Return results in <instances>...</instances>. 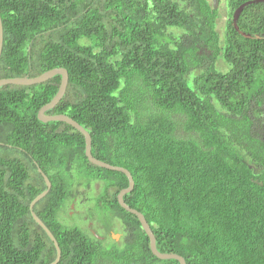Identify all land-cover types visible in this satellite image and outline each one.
<instances>
[{
	"label": "trees",
	"instance_id": "16d2710c",
	"mask_svg": "<svg viewBox=\"0 0 264 264\" xmlns=\"http://www.w3.org/2000/svg\"><path fill=\"white\" fill-rule=\"evenodd\" d=\"M248 1L226 0L221 37L209 0H0V80L66 69L67 92L46 114L77 121L95 158L130 171L125 203L145 216L160 253L187 264H264V2L239 17L249 38L233 23ZM60 84L57 75L0 87V264L56 260L30 210L47 189L38 167L52 188L34 210L59 243L58 264H180L153 255L119 204L126 175L91 164L69 124L38 119ZM94 191L100 221L118 222L134 245L102 253L88 228L61 218Z\"/></svg>",
	"mask_w": 264,
	"mask_h": 264
},
{
	"label": "water",
	"instance_id": "95a60500",
	"mask_svg": "<svg viewBox=\"0 0 264 264\" xmlns=\"http://www.w3.org/2000/svg\"><path fill=\"white\" fill-rule=\"evenodd\" d=\"M260 2H264V0H252V1L245 2L239 8H237V10L235 11V14L233 17L234 26H235L236 30L238 32H240L246 38H249L250 36L247 35L246 33H243L239 29V26H238L239 17L246 7H248L249 5L255 4V3H260ZM3 45H4V30H3L2 18L0 15V59H1L2 51H3ZM57 75L61 76V84L59 87V91L56 94V96L48 104H46L45 106H43L40 109L39 114H38V119L44 123L51 122V121H57V122H63V123L69 124L70 126L75 128L77 131H79L81 134H83V136L85 137V154H86L88 161L91 164L98 166L100 168H103V169L121 172V173L125 174L127 179H128L129 185L127 188L121 190V192L118 194V202L123 209H125L129 213L134 214L138 217L144 232L149 237L150 248H151L153 255H155L157 258H159L161 260H172V259H174V260H177L180 264H187L184 257H182L178 254L160 253L156 247V237L154 235V232H153L150 224L146 220L145 216L141 212H139L138 210L131 208L128 204L125 203L124 196L126 194L132 192L135 188V181H134L133 176L130 173V171L124 167L114 166V165H111L109 163L103 162V161L95 158L92 154V137H91L90 133L82 125H80L77 121H75L74 119H72L71 117H69L65 114H60V115H47L46 114L48 111L54 109L61 102V100L64 98V96L67 92V88H68V84H69V73L66 69L55 68V69L46 71L43 74H41L40 76H37L34 78L26 76V77H22V78L1 79L0 80V87L1 86H7V85L33 86V85L45 83ZM38 171L42 175V177L44 178L46 185H47V189L32 201V203L30 205V210H31V213H32L34 220L45 230V232L50 237V239L53 241V243L56 247L57 257H56V260L54 262H52L51 264H58L61 260V254H62L59 243L56 240L53 233L50 231V229L36 215L35 210H34L36 204L40 200L45 198L52 188V183L49 180L48 176L39 167H38Z\"/></svg>",
	"mask_w": 264,
	"mask_h": 264
},
{
	"label": "flooded vegetation",
	"instance_id": "af4514ba",
	"mask_svg": "<svg viewBox=\"0 0 264 264\" xmlns=\"http://www.w3.org/2000/svg\"><path fill=\"white\" fill-rule=\"evenodd\" d=\"M261 119H262V125L264 127V113L260 115ZM80 197H74L73 201L71 202V204L69 205V216H83V220L86 222V227L89 229V232H91V234L96 237L99 242H97V245L100 246V252L102 253H106V254H110V253H118L119 251H123L125 247H127L128 245H134L133 242H128L125 240L124 238V234L123 232H121L120 228H118V222L116 224V222H111V224L109 225V222L111 219L106 218V221H108V224L106 223L105 228L102 227V224L100 223V221L97 222V219H93L90 220V218L92 219L93 217H87L84 216L82 214L83 211H85L84 209H80V211H78L76 208L77 206L81 207L78 203V199ZM96 221V222H95ZM104 220H102L103 222ZM113 230V231H112ZM105 261L104 259H102V257H98L96 259H94L93 264H103ZM129 264H135V260H133L131 258V261Z\"/></svg>",
	"mask_w": 264,
	"mask_h": 264
},
{
	"label": "rangeland",
	"instance_id": "374dc122",
	"mask_svg": "<svg viewBox=\"0 0 264 264\" xmlns=\"http://www.w3.org/2000/svg\"><path fill=\"white\" fill-rule=\"evenodd\" d=\"M212 7L217 9L218 10V19H217V32H219V34L221 35V37L223 36L224 34V30H225V25L227 23V19H228V9H227V4H226V0H209ZM223 63L221 64V69L222 70H225L227 67L226 65L224 64L223 66ZM219 66H220V63H219ZM179 136L181 137H187L189 136V134L186 133V131L184 129H182L179 133ZM81 192H83V190H81ZM83 194V197L81 198H86V195L87 193H82ZM98 197V193L97 191L95 192H91L88 194V201L87 203L83 204V207H85V211L82 212V214L84 216H87V217H90V216H95L97 218V222L100 221V218L99 215V211L97 210L98 207L96 206V199ZM82 206L79 208V206H77V210L80 211L81 208H83ZM71 211V210H70ZM64 218L67 220L68 224H70L71 226H76V227H79L81 228L83 231L87 232L86 229V220L84 221L83 220V216H73V217H68L66 216L65 213H62L61 214V218ZM62 218V219H63ZM63 219V220H64ZM104 221H100V223L102 224V227L105 228V225L106 223L108 224V221H106L105 223V220H106V217L104 216ZM96 222V221H95ZM111 224V222H109V225ZM117 224V222H116ZM120 230V229H118ZM113 231V230H112ZM121 231V230H120Z\"/></svg>",
	"mask_w": 264,
	"mask_h": 264
}]
</instances>
